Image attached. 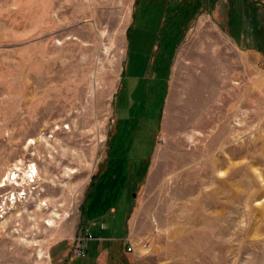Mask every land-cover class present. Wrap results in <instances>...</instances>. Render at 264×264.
Wrapping results in <instances>:
<instances>
[{
    "label": "rangeland",
    "instance_id": "rangeland-1",
    "mask_svg": "<svg viewBox=\"0 0 264 264\" xmlns=\"http://www.w3.org/2000/svg\"><path fill=\"white\" fill-rule=\"evenodd\" d=\"M0 264H264V0H0Z\"/></svg>",
    "mask_w": 264,
    "mask_h": 264
},
{
    "label": "bare ground",
    "instance_id": "bare-ground-1",
    "mask_svg": "<svg viewBox=\"0 0 264 264\" xmlns=\"http://www.w3.org/2000/svg\"><path fill=\"white\" fill-rule=\"evenodd\" d=\"M36 168H37L36 164L32 163L30 168L27 169L26 171H24L26 173L21 172L19 168H17L18 171L13 169V171L9 172V175L7 176V180L8 179H9V181L15 180L16 178H18L23 173L25 174V175L23 174L24 177L28 176L29 178L34 180L36 177H38V169H36ZM56 216H58V215H56ZM47 224L49 226H53L54 225V221L52 219H50V220L47 221Z\"/></svg>",
    "mask_w": 264,
    "mask_h": 264
},
{
    "label": "trees",
    "instance_id": "trees-1",
    "mask_svg": "<svg viewBox=\"0 0 264 264\" xmlns=\"http://www.w3.org/2000/svg\"><path fill=\"white\" fill-rule=\"evenodd\" d=\"M150 154H151V153H150ZM144 161H145V160H144ZM144 161H143V162H144ZM140 171H141V170H140ZM140 173H141V172H139V174H140ZM95 181H96V180H94L93 182H95ZM95 187H96V184L94 185V191H91V192H90V195L92 194L91 196H93V194H94L95 191H96V190H95ZM124 189H125V188H124ZM124 189H122V190H121V193L119 194V195H120V200H119V201H121V200L123 199V197H124V194H125V191H126V189H125V190H124ZM89 199H90V198H89ZM91 199H92V198H91ZM119 201H118V202H119ZM120 203H122V202H120ZM120 203H119V204H120ZM121 208H122V210L124 209L123 204L121 205ZM123 244H126L123 248H124L126 251H128V250H127L128 243H126V241L123 240Z\"/></svg>",
    "mask_w": 264,
    "mask_h": 264
},
{
    "label": "built area",
    "instance_id": "built-area-1",
    "mask_svg": "<svg viewBox=\"0 0 264 264\" xmlns=\"http://www.w3.org/2000/svg\"><path fill=\"white\" fill-rule=\"evenodd\" d=\"M26 177H27V179H29V181H32V182L35 181V179L33 180V179L29 178L28 176H26ZM29 183H31V182H29ZM88 236H91L92 237V235H89V234H88ZM127 249H128V251H132V246L131 245H128V248Z\"/></svg>",
    "mask_w": 264,
    "mask_h": 264
}]
</instances>
